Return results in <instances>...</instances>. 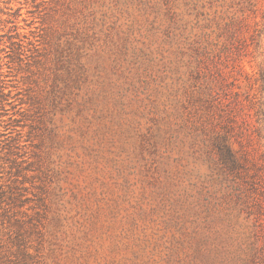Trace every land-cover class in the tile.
<instances>
[{
	"label": "rangeland",
	"instance_id": "obj_1",
	"mask_svg": "<svg viewBox=\"0 0 264 264\" xmlns=\"http://www.w3.org/2000/svg\"><path fill=\"white\" fill-rule=\"evenodd\" d=\"M211 15L196 0H0V264L239 263L195 71Z\"/></svg>",
	"mask_w": 264,
	"mask_h": 264
},
{
	"label": "trees",
	"instance_id": "obj_2",
	"mask_svg": "<svg viewBox=\"0 0 264 264\" xmlns=\"http://www.w3.org/2000/svg\"><path fill=\"white\" fill-rule=\"evenodd\" d=\"M212 10L208 30L197 35L195 71L203 85L210 162L220 202L239 226L238 264H264V0H196ZM261 9L260 19L249 14ZM253 48V50H251ZM256 71H245V57ZM244 74L241 93L227 68Z\"/></svg>",
	"mask_w": 264,
	"mask_h": 264
}]
</instances>
